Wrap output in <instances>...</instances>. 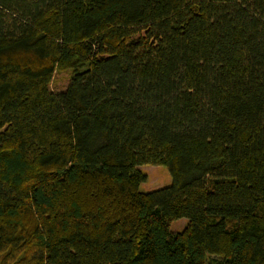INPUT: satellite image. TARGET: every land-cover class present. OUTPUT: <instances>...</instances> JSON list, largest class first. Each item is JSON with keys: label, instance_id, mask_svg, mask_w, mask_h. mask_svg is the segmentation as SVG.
I'll return each instance as SVG.
<instances>
[{"label": "trees", "instance_id": "trees-1", "mask_svg": "<svg viewBox=\"0 0 264 264\" xmlns=\"http://www.w3.org/2000/svg\"><path fill=\"white\" fill-rule=\"evenodd\" d=\"M0 264H264V0H0Z\"/></svg>", "mask_w": 264, "mask_h": 264}, {"label": "rangeland", "instance_id": "rangeland-1", "mask_svg": "<svg viewBox=\"0 0 264 264\" xmlns=\"http://www.w3.org/2000/svg\"><path fill=\"white\" fill-rule=\"evenodd\" d=\"M70 82V72H56L52 82L51 89L55 92L67 88ZM139 169L147 175V180L140 186V191L151 192L171 185V173L165 166L144 165ZM187 219H179L171 223V231L180 232L187 224Z\"/></svg>", "mask_w": 264, "mask_h": 264}]
</instances>
